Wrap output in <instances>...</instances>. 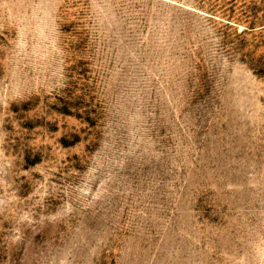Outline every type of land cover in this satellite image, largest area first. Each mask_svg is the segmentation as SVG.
Masks as SVG:
<instances>
[{
    "label": "rangeland",
    "instance_id": "obj_1",
    "mask_svg": "<svg viewBox=\"0 0 264 264\" xmlns=\"http://www.w3.org/2000/svg\"><path fill=\"white\" fill-rule=\"evenodd\" d=\"M0 264H264V0H0Z\"/></svg>",
    "mask_w": 264,
    "mask_h": 264
}]
</instances>
